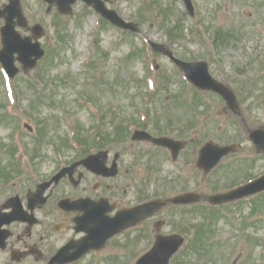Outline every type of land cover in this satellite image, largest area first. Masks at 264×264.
Listing matches in <instances>:
<instances>
[{
    "label": "rangeland",
    "instance_id": "1",
    "mask_svg": "<svg viewBox=\"0 0 264 264\" xmlns=\"http://www.w3.org/2000/svg\"><path fill=\"white\" fill-rule=\"evenodd\" d=\"M151 1L154 0H108V5L116 9L125 19L139 21L142 33L135 34L136 36L124 33L110 24H103L100 28L99 24L96 25L98 17L92 10H81L82 4L74 7V16L65 19L62 27L59 28L67 36V39L63 43L57 41V28L49 22L53 18V15L44 19L46 33L43 42L49 53L51 50H54L55 58L48 59L47 57V60L43 61L41 66L49 65V61H52V65L55 64L53 66L54 76H59L60 74L62 77H66V75H69V79L66 81L67 85L57 82V85L50 86V92H48L49 95L55 94L58 100L55 102L59 108L50 107L48 105L50 104L49 101H46V105L42 107L44 109L41 108L42 110H40L43 113L44 119L46 115H48V118L56 116L54 121H48L49 126L53 129L52 135L55 137V142H57L59 137H67L69 140H72V131H69L67 124L71 128L70 124L73 126L78 123L84 128V132L96 126L100 116H102L100 107L106 104L141 100L139 98L133 99L123 94V92L112 97L109 89L102 85L101 78L103 75H106L104 78H109L110 82L115 83L117 79L121 80L122 77H132L135 81L131 85H134L138 83L139 78L146 77L148 72L142 59L136 61L126 58L132 48L137 46L141 48L144 45V37L151 38L157 42L167 43L175 51V55L182 59L194 60L204 58L212 60L213 66L211 65V72L215 77L225 82L239 84V81L248 78L252 80L256 78L264 79V69L260 70V65L264 59V0H194L197 12V16L195 17H190L184 13L185 9L181 0H162L165 3L173 5L175 14H172L176 18L182 19L187 28L191 29L194 26L195 31L198 32V35L189 34L182 41L173 44L168 39L165 30H163V25H165L163 20L155 19L158 8L149 12L145 10V13L141 14L139 10L143 7L141 4ZM162 1L160 0L159 5L163 4L165 7L166 5ZM201 20H204L205 23L202 24V28H199L197 24ZM203 25H210V32H206L203 29ZM219 27L232 31L233 36L229 38L226 45H220L217 51L212 44V37L214 29ZM99 50H103L108 56L106 58L98 57ZM98 58H100L98 61L99 68L96 70L89 69L88 63L92 59L98 60ZM147 58L151 64L152 54L150 52ZM157 62L160 64L162 71L169 74L168 78L172 81L173 85L171 91L166 90L169 94L162 93L163 96L155 98V100H163L165 98L172 100L173 89H176L183 83L182 76L176 66L166 56H158ZM228 66H230V71L226 72L225 70ZM150 78L156 80L154 74ZM24 80L32 81L35 84L36 82L33 79L32 73L26 78L24 74H20L14 83L19 98L26 104L24 99H34L35 93L27 90L28 86ZM85 81H87L86 84H84ZM21 90L24 91L25 96L21 94ZM83 90L87 94H95L97 91H102L104 94L100 97L102 99L98 95H94L95 102L85 103L82 97ZM178 91L180 90L177 89L176 92ZM190 91L191 93L189 94L191 96H196L195 91L191 88ZM130 94L133 93L131 92ZM134 94L137 95V93ZM5 100L4 86L0 80V105ZM187 100L193 101L194 99L189 97ZM239 100L241 101L240 97ZM79 103H83L84 105L79 106ZM250 104L253 105L254 112L246 111L247 107L241 105L242 109L244 108L243 111H246L245 122L248 128L264 123V110L261 109L259 102L252 99ZM54 106H56L55 103ZM27 107L28 104L26 106L21 104V108L27 109ZM217 111L218 114L215 117L210 116L203 119L204 124L208 123V127L205 128L207 133L203 134V140H216L215 142L221 144L234 142L240 147L235 155L224 159L218 168L210 174L206 183L203 184L202 191L205 194L226 190L239 181L247 179L243 173H235L234 166L236 162L231 164V162L241 155L253 156L255 158L252 165L245 167L249 177L264 173V158H259L250 146L251 144L247 140V131L244 130L240 118L229 111L226 113L223 105ZM178 112L177 109L173 110L175 116ZM1 114H4V109L0 107ZM190 114L191 112L183 108V116L185 118H189ZM55 121H58L59 125ZM55 127L56 129H54ZM11 128L12 125L7 126L4 122L0 121V144L4 148L8 144L7 136ZM74 128L76 129V127ZM26 140L30 144V149L33 150L34 142L32 138L27 137ZM49 154L53 155L54 153L49 150ZM2 155L3 153L0 152V159ZM248 160L250 163V159ZM36 164L44 165L46 163L44 161H37L35 158L28 165L22 167V169ZM42 167L41 170L43 172L50 173L52 171V168L49 171L50 165L48 164ZM227 173H229V177H227ZM235 175L240 176L236 177ZM234 179L236 181H232ZM213 184L215 187H211ZM261 198L262 200L259 204L258 201L255 202V208L252 213L249 203L242 206L239 204L233 208L230 206L226 207L223 211L230 213L232 218L226 219L224 217L217 219L218 225L216 228H218V233L214 245L211 241L212 247L210 248V252L192 253L195 250L190 245L189 248L179 253L180 256L177 257L179 263L188 259L189 264H202V262L207 264H232L243 250L245 253L242 255L239 264L260 263L264 259V223L262 222L264 219V196ZM240 211H243L244 215L236 218L235 213ZM252 222L259 225L258 229L250 226ZM249 227L253 228L254 231L259 230L260 245H256L255 239L249 241L244 239L242 233H246ZM174 230H178L175 227V221L171 217H168L164 231L172 232ZM240 230L242 233L239 232ZM138 234L139 229L119 236L112 240L101 252L91 254L80 264H134V260L130 259V257H134L135 254L137 256L141 254V251L145 249L141 246L144 241L141 239L138 243L125 245ZM191 237H193L192 234ZM216 241L224 245L219 246ZM6 259V253L1 252L0 263L6 261Z\"/></svg>",
    "mask_w": 264,
    "mask_h": 264
},
{
    "label": "flooded vegetation",
    "instance_id": "2",
    "mask_svg": "<svg viewBox=\"0 0 264 264\" xmlns=\"http://www.w3.org/2000/svg\"><path fill=\"white\" fill-rule=\"evenodd\" d=\"M8 1L0 0V31L10 17ZM11 18L13 22L18 21L14 15ZM34 19L35 16L30 15L28 25L36 23ZM137 123L139 127L125 140L115 143V148H109L106 155H98L87 163L82 162L86 155L74 157L69 150H62L58 158L51 160L54 163L50 173L43 172L41 164L30 165L24 170L18 168L13 173L16 181L11 186L10 176L0 175V222L3 223L1 230L5 229L7 233L3 249L7 259L0 264H48L64 247H69L64 257L72 258L77 242L89 231L100 232L103 229L99 221H91L89 214L114 217L121 210L153 198L148 195H156L157 191L169 192L166 179L178 183L185 181L184 174L191 173L195 146L200 142L196 136L197 123L188 126L162 124L150 117L145 121L137 119ZM137 129L148 133L145 139L133 140V132ZM149 136L170 137L187 144L175 161L171 149L156 143L151 137L149 139ZM34 157L41 159L42 155L37 153ZM61 172L64 173L59 181L53 179ZM51 179L53 182L49 183ZM193 182L196 187L198 180L195 176ZM41 185L49 186L38 191ZM185 192L186 189L181 190V193ZM26 216L35 223L32 224ZM157 220H162L159 215L130 226L126 231H136L137 227L146 231L151 227L154 236Z\"/></svg>",
    "mask_w": 264,
    "mask_h": 264
},
{
    "label": "water",
    "instance_id": "3",
    "mask_svg": "<svg viewBox=\"0 0 264 264\" xmlns=\"http://www.w3.org/2000/svg\"><path fill=\"white\" fill-rule=\"evenodd\" d=\"M188 4H189V0H185ZM6 42V41H5ZM7 45L8 47L11 45V42L9 40H7ZM12 63V60L10 62V65ZM262 135H264V129H262L260 132H258L255 137L256 138H261L263 137ZM213 149L214 153L216 154V161L219 160V158L224 155L227 151V148L225 149H218L216 147H212L211 145H208L206 148H204L203 150V156L201 158V163L203 166H206V169L209 170L212 166H214L216 164V162H214L213 164H211V166L207 165L204 156L207 154V152L209 150ZM264 188V185L262 187L259 188H251V187H245V188H241L238 191H234L230 194L227 195H223V196H216L214 198H212V201L215 203H222L226 200L229 199H233L234 197H241L244 195H248L254 192H257L261 189ZM187 198L181 199L180 201H187ZM147 205L146 206H142L139 208L140 214H141V219H143L144 217H146L147 215L150 214V211L148 212L147 210ZM131 212H127L126 214H124V217H129L130 215L137 214L136 211H132ZM124 217H120V218H124ZM139 218V219H140ZM125 221V220H124ZM128 223V219L127 222ZM121 230V224L120 223H116L115 225H113L112 231L108 232L109 235H112L113 233L117 232ZM183 243V239L179 238L178 236H174L172 238H168V239H164L162 240L161 238L158 239V242L156 243L154 249L152 251H150L148 254H146L143 258H141L138 262V264H167L169 261V258L172 256V254L180 247V245ZM103 244L98 245L97 247L100 248Z\"/></svg>",
    "mask_w": 264,
    "mask_h": 264
}]
</instances>
